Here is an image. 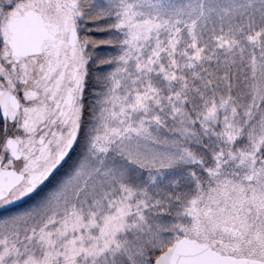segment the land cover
<instances>
[{"label":"snow or ice","instance_id":"6c2138e0","mask_svg":"<svg viewBox=\"0 0 264 264\" xmlns=\"http://www.w3.org/2000/svg\"><path fill=\"white\" fill-rule=\"evenodd\" d=\"M0 264H264V0H0Z\"/></svg>","mask_w":264,"mask_h":264}]
</instances>
